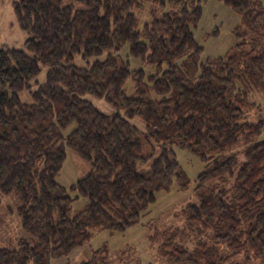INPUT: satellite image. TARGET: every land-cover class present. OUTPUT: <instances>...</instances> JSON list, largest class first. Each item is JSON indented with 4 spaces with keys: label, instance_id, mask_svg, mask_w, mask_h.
<instances>
[{
    "label": "trees",
    "instance_id": "obj_1",
    "mask_svg": "<svg viewBox=\"0 0 264 264\" xmlns=\"http://www.w3.org/2000/svg\"><path fill=\"white\" fill-rule=\"evenodd\" d=\"M222 1L255 38L206 60L195 0L13 2L28 36L24 48H0V192L16 200L35 241L0 246V264H51L96 231L139 222L156 191L190 185L175 145L204 169L196 200L170 216L180 223H149L155 260L147 264H264V0ZM146 4L142 22L135 10ZM126 44L155 71L132 70L120 53ZM42 64L46 81L32 91ZM24 90L32 101L21 99ZM67 147L91 163L70 187L75 197L56 180ZM79 195L86 202L74 210ZM135 251L115 259L105 246L80 264H144Z\"/></svg>",
    "mask_w": 264,
    "mask_h": 264
},
{
    "label": "rangeland",
    "instance_id": "obj_2",
    "mask_svg": "<svg viewBox=\"0 0 264 264\" xmlns=\"http://www.w3.org/2000/svg\"><path fill=\"white\" fill-rule=\"evenodd\" d=\"M16 0H0V48L16 47L24 48L28 34L20 27L13 2ZM200 3L201 16L198 26L194 30L196 40L203 46L201 59L218 58L224 56L236 43L245 40L253 41L254 35L246 30L241 16L222 0H195ZM136 9L142 22L149 18L146 8ZM246 32V33H244ZM121 55L130 61L131 69H144L147 75L155 71V67L135 57L130 53L129 44H126ZM80 64L87 65L86 61H81L80 56L76 57ZM47 66L42 64L41 71L32 83V91L37 86L46 81ZM131 86V81L129 82ZM20 97L24 101H32L31 91L20 92ZM105 113H111L113 107L104 99L91 94L83 95ZM139 128L144 129V121L136 116L131 119ZM76 127L75 123L70 124L63 130L64 135L70 133ZM174 152L182 169L190 179L188 188L179 189L177 181H174L170 190L156 191V199L149 205L141 216L140 221L123 231H113L108 229L96 231L85 244L76 247L69 254L58 258H53L51 264H80L91 259L93 251L102 247H107L112 258H115L122 250L136 247V254H140L144 264L155 260L153 246L148 242L150 233L149 223L160 218L162 223H180L182 218L176 215L175 219L170 216L175 211L180 210L182 205L196 200L194 189L198 185V175L204 169V162L199 156L190 152L186 148L174 146ZM91 170V163L80 157L76 151L70 147L66 148V158L64 164L56 176L57 182L66 187L68 193L75 197L77 192L70 189L79 179L86 176ZM85 197L79 195L74 201V210H79L85 204ZM16 200L11 195H3L0 192V246L15 247L20 239H25L34 243L32 234L25 231L21 225V218L16 210ZM160 222V224H162ZM138 254V255H139ZM116 259V258H115ZM156 264H169L163 260L155 261Z\"/></svg>",
    "mask_w": 264,
    "mask_h": 264
}]
</instances>
